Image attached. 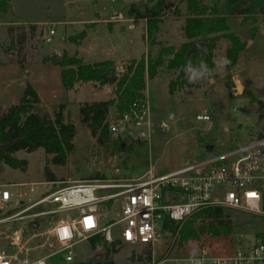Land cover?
Returning a JSON list of instances; mask_svg holds the SVG:
<instances>
[{
	"label": "rangeland",
	"instance_id": "obj_1",
	"mask_svg": "<svg viewBox=\"0 0 264 264\" xmlns=\"http://www.w3.org/2000/svg\"><path fill=\"white\" fill-rule=\"evenodd\" d=\"M205 1L214 3V0ZM140 2L143 4V0H10V10L0 13L1 97L11 105L22 86L28 83L38 86L47 99L44 105L32 110L52 112L63 105L68 120L76 128L75 150L63 166L56 164L44 148L16 151L13 156L25 159L26 166L13 168L4 164L0 182H37L40 185L51 182L46 178L52 173L58 180L38 186L39 189L86 180L128 183L140 179L151 166L160 173L168 172L206 155L209 145L213 146L212 151L228 149L264 131V22L259 20L258 33L252 39L248 34L249 26H237V20L232 22L233 28L247 45L233 67H226V49L230 42L221 39L214 49V72L209 73L205 63L190 68L187 83L174 93L170 92L169 82L177 78L178 71L167 67L160 69L157 77L148 80L145 91V100L150 101L153 114L150 139L139 143L137 139L112 135L104 144L98 142L89 125L82 121L79 110L83 104L113 98L114 83L102 87L93 82H78L72 90H66L61 85L62 67L58 62L65 54L80 57L85 63L114 60L119 62H115L119 76L124 65L132 59L140 58L148 50L155 54L160 47L147 41L145 10L139 12ZM126 5L134 15H123ZM185 11V3L167 0L164 21L156 39L176 47L187 41L182 30ZM124 18L130 20L123 21ZM52 27L57 34L52 41L46 42L44 36ZM235 79L244 86L242 93L236 94ZM249 93L258 102H254ZM11 109L1 107L0 112ZM116 113V106H111L108 119L111 120ZM203 114H208L210 119L198 120V115ZM163 122L168 124V129L162 127ZM118 139L125 140L122 149L115 143ZM115 190L109 188L97 191V194H109ZM119 205V200L102 204L103 224L118 218ZM225 213L233 220L231 233L244 248L258 239L264 240V217L245 211L225 210ZM30 220L21 219L13 226L23 228L26 246L32 248L35 258L45 256L50 251L43 245L44 239L35 234L44 232L50 223L44 219L32 228ZM113 228L115 238L122 239V225ZM221 235L209 240H220ZM171 240L172 236H169L154 247L121 241L116 245L118 251L111 253L109 259L112 258L114 264H154L165 257ZM209 240L205 243L211 242ZM196 247V242L179 243L172 254H192ZM98 254L101 259L97 258ZM105 255L104 247L93 248L84 241L75 248L73 262L65 260V252L56 253L49 260L51 264H104Z\"/></svg>",
	"mask_w": 264,
	"mask_h": 264
},
{
	"label": "built area",
	"instance_id": "obj_2",
	"mask_svg": "<svg viewBox=\"0 0 264 264\" xmlns=\"http://www.w3.org/2000/svg\"><path fill=\"white\" fill-rule=\"evenodd\" d=\"M56 34L52 27L44 40L50 42ZM197 118L209 120L210 116ZM108 127L111 138L150 139V101H134L126 111L108 119ZM162 127L168 129V124L163 122ZM53 183L0 182V264H51L49 258L59 252H65V260L73 262L75 248L100 233L108 244L124 241L150 247L172 236L165 257L154 264H264L263 239L246 248L234 237L213 240L197 244L192 254H172L179 244L181 229L176 230L174 225H181L206 207L264 217V131L228 149L209 151L168 172L160 173L151 166L140 179L128 183L86 180L38 188ZM109 188L116 190L97 194ZM118 200V218L103 224L102 204ZM24 218L31 219L30 224L49 221L44 232L35 234L44 239L49 254L35 258L32 248L26 246L23 228L13 226ZM118 224L122 225V239L114 236L113 227Z\"/></svg>",
	"mask_w": 264,
	"mask_h": 264
},
{
	"label": "trees",
	"instance_id": "obj_3",
	"mask_svg": "<svg viewBox=\"0 0 264 264\" xmlns=\"http://www.w3.org/2000/svg\"><path fill=\"white\" fill-rule=\"evenodd\" d=\"M186 5L185 20L182 26L187 41L179 47L163 44L156 39L163 23L164 10L167 0H143L138 7L139 12L145 10L146 38L148 43L159 46V50L153 54L148 50L140 58H134L124 65V70L118 76L117 66L114 60H103L94 63H85L77 56H67L58 62L62 67L61 80L66 89H72L78 82H93L101 85L109 83L107 78L117 76L114 82V97L108 100H100L83 104L80 107V116L84 123L91 129L92 135L100 144L110 138L108 127V115L111 106L115 105L117 113H123L137 100H145L147 82L157 77L160 69L167 67L169 70L178 71L176 79H171L169 89L174 93L179 86L187 83L189 69L205 63L209 73L214 72V49L221 39H226L230 45L226 49V67H233L239 60L240 54L245 50V41L238 31H235L232 22L239 20L240 27L249 26V37L254 39L258 33V22H264V0H214L209 4L205 0H180ZM211 7V10H210ZM10 10V0H0V13ZM123 15H134L129 6L123 8ZM35 28V26H33ZM197 40L207 42L210 52L206 57L204 52H196L187 57L188 50ZM230 85V82L227 83ZM252 96L254 102L255 97ZM41 100L36 88L28 83L18 104L8 112H0V147L11 144L6 151L0 152V174L4 164L13 168H24L26 160L13 156L20 150L34 151L44 148L47 154L53 156L56 164L63 166L69 156L75 150L73 142L75 137V125L68 120L64 106L59 105L54 113L42 110L37 113L32 110L39 106ZM124 139L115 140L120 149ZM140 143L141 140L137 139ZM207 152H209L207 150ZM55 174H48L46 181H57ZM180 229L179 243L187 242L205 243L212 236L221 235L220 240H232L234 237L233 220L225 213L222 207H206L191 215L184 223L175 224ZM35 228L36 224L31 223ZM229 234V235H228ZM232 234V237H231ZM228 235V236H226ZM213 240V239H212ZM211 241V240H209ZM93 248L102 246L106 250L104 264H114L111 253H116L119 243L108 244L102 233L91 237L88 241ZM101 257V254H98ZM97 257V258H98ZM102 258V257H101ZM100 258V259H101Z\"/></svg>",
	"mask_w": 264,
	"mask_h": 264
},
{
	"label": "water",
	"instance_id": "obj_4",
	"mask_svg": "<svg viewBox=\"0 0 264 264\" xmlns=\"http://www.w3.org/2000/svg\"><path fill=\"white\" fill-rule=\"evenodd\" d=\"M210 10H211V7H210ZM200 50H202L204 52L205 56L207 57L209 52H210L209 44L207 42H203L200 40L195 41L193 43L192 47L188 50L187 57H189L190 55H192V54H194ZM107 80L109 83L113 84L117 80V76L108 77ZM234 83H235V88H236V94L242 93L244 90V86L242 85L240 80L235 79ZM10 145L11 144H6V145L1 146L0 152L6 151ZM207 150L212 151L213 146L212 145L207 146ZM36 226H37V223H36ZM98 258H101V257H98Z\"/></svg>",
	"mask_w": 264,
	"mask_h": 264
},
{
	"label": "crops",
	"instance_id": "obj_5",
	"mask_svg": "<svg viewBox=\"0 0 264 264\" xmlns=\"http://www.w3.org/2000/svg\"><path fill=\"white\" fill-rule=\"evenodd\" d=\"M114 13H112V15H113ZM128 20H130L129 18H124V20L123 21H128ZM91 22H94V20H90ZM104 21H106V22H112L111 20L109 21V20H107V19H105ZM122 20H120L119 22H121ZM99 22V21H98ZM94 23H96V22H94ZM129 24H132L131 22H129ZM8 32H9V30H8ZM10 34V33H9ZM9 57H11V56H9ZM107 60V59H106ZM100 61H103L102 59L100 60ZM95 62H98V61H95ZM114 62H116V61H114ZM89 63H94V62H89ZM116 63H118L119 64V62H116ZM15 65H17V64H15ZM20 65V64H19ZM18 65V66H19ZM46 65H49V64H46ZM60 78H61V70H60ZM84 83H90V82H84ZM10 84V83H9ZM94 84H99V83H94ZM61 85H62V80H61ZM101 84H99V86H100ZM104 85H106V84H104ZM104 85H101L102 87L104 86ZM34 87L36 88V90L38 91V94H39V97H40V100H41V102H40V104L39 105H44V103L46 102V99H47V97L45 96V93H43V90H41L38 86H36V85H34ZM62 87H63V85H62ZM26 88V86L24 85V86H22V88L20 89V91H19V95L17 96V98L16 99H14V101H13V103L11 104V105H9L8 103H7V101H5L4 99H3V97H1V93H0V108L1 107H4V108H8V107H13L14 105H16V103H17V100H19L20 99V97L22 96V94H23V92H24V89ZM74 88V87H73ZM72 88V89H73ZM66 89V88H65ZM72 89H66V90H72ZM45 92V91H44ZM100 101V100H99ZM79 113H80V110H79ZM75 138V137H74Z\"/></svg>",
	"mask_w": 264,
	"mask_h": 264
},
{
	"label": "snow or ice",
	"instance_id": "obj_6",
	"mask_svg": "<svg viewBox=\"0 0 264 264\" xmlns=\"http://www.w3.org/2000/svg\"><path fill=\"white\" fill-rule=\"evenodd\" d=\"M251 195H255V194H251ZM65 232H66V230H65Z\"/></svg>",
	"mask_w": 264,
	"mask_h": 264
}]
</instances>
